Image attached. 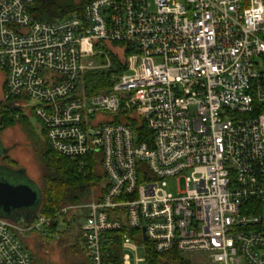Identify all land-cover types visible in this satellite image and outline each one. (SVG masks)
<instances>
[{
	"label": "built area",
	"instance_id": "built-area-1",
	"mask_svg": "<svg viewBox=\"0 0 264 264\" xmlns=\"http://www.w3.org/2000/svg\"><path fill=\"white\" fill-rule=\"evenodd\" d=\"M35 3L0 0V107L81 167L99 157L103 188L55 218L81 214L87 264H115L105 247L122 229V264L145 262V244L264 264V0H92L53 22ZM94 58L117 73L88 94ZM49 221L0 217V264H33L21 237Z\"/></svg>",
	"mask_w": 264,
	"mask_h": 264
},
{
	"label": "trees",
	"instance_id": "trees-1",
	"mask_svg": "<svg viewBox=\"0 0 264 264\" xmlns=\"http://www.w3.org/2000/svg\"><path fill=\"white\" fill-rule=\"evenodd\" d=\"M90 1L92 0H36L35 5L29 11L37 21L53 22L76 12L82 13ZM112 60L115 64L117 63L116 58L113 57ZM113 73H117V71L109 69L107 71L89 72L86 76L87 93L99 94L102 91H109L113 86V80L111 79ZM26 120L27 117L24 116L20 118L11 117L9 113H4L2 107H0V131H4L17 123H26ZM39 155L43 166L42 179L40 180L42 203L39 210L32 215V218L28 221L25 220L24 223H31L39 216H45L50 218L46 226L47 230L55 233L59 227V222L55 219L56 215L67 206L89 202L92 191L96 188L100 190L102 187L100 184H102L104 176L97 170L98 156L86 157V164L81 167L78 165L79 163L53 152L47 139ZM65 217L64 215L63 222L66 221ZM79 217L75 216L71 222L75 223ZM67 224H70V222H67ZM125 233L129 232L126 229L114 232L115 238L110 240L108 246L105 247V250L113 257L115 264H122L121 241ZM145 247V264H193L187 260L185 255L175 250L157 253L147 244H145Z\"/></svg>",
	"mask_w": 264,
	"mask_h": 264
},
{
	"label": "rangeland",
	"instance_id": "rangeland-1",
	"mask_svg": "<svg viewBox=\"0 0 264 264\" xmlns=\"http://www.w3.org/2000/svg\"><path fill=\"white\" fill-rule=\"evenodd\" d=\"M109 49L110 48H108L107 52L112 54H109L110 61L113 59L112 57H116L117 59L123 57L122 53L118 49L112 50L113 52ZM94 62V65L100 68L93 71H107L109 69L116 70L113 66L105 69L102 63H106V60H102V58H94ZM1 89L2 87L0 81V98ZM0 132V139L2 140L3 145L7 148V156L3 161L12 168H19L21 170L22 178L18 181V183L28 185L35 190L37 188L40 189L43 166L39 154L44 142H46L41 126L35 119L27 116L26 123H17ZM97 170L101 173L99 168ZM185 182L186 180L184 178L169 181L167 190L173 194H177L178 191H184ZM104 184L105 177L103 178L102 184H100L102 188ZM95 192H99V188H96ZM90 196H92V193ZM90 196L89 198H91ZM16 216V214H12L9 216V219L18 224L32 226L31 223L25 224V219L23 221ZM75 216L80 217L77 221H75V223L71 222ZM65 219L66 221L59 224L58 231L55 233H52L50 230L48 233L42 235L40 231L32 229L23 234L21 240L23 241L24 246L31 253L33 264L88 263L83 250H81L82 245L79 234V226L83 222L81 214L79 212L76 213L75 211H70ZM67 222H70V224H67ZM136 255L139 259H144L145 257L143 249H140ZM185 257L193 264L210 263L209 259L202 254H189L185 255ZM131 264H136L134 255L131 257ZM140 264L145 263L141 262Z\"/></svg>",
	"mask_w": 264,
	"mask_h": 264
},
{
	"label": "water",
	"instance_id": "water-1",
	"mask_svg": "<svg viewBox=\"0 0 264 264\" xmlns=\"http://www.w3.org/2000/svg\"><path fill=\"white\" fill-rule=\"evenodd\" d=\"M20 174H22L21 170ZM19 180L12 174L8 179H5V176L0 178V217L9 219V216L16 214L17 218L28 221L41 207L42 196L40 189L36 187L35 190L28 185L20 184ZM26 211L31 213L28 214Z\"/></svg>",
	"mask_w": 264,
	"mask_h": 264
},
{
	"label": "flooded vegetation",
	"instance_id": "flooded-vegetation-1",
	"mask_svg": "<svg viewBox=\"0 0 264 264\" xmlns=\"http://www.w3.org/2000/svg\"><path fill=\"white\" fill-rule=\"evenodd\" d=\"M1 133V132H0ZM7 156V148L3 145L2 140L0 139V178L5 176V179H8V176L12 174V176L16 177L17 180L21 177L20 169L19 168H12L11 166L7 165L3 160ZM26 213H31L26 211Z\"/></svg>",
	"mask_w": 264,
	"mask_h": 264
}]
</instances>
